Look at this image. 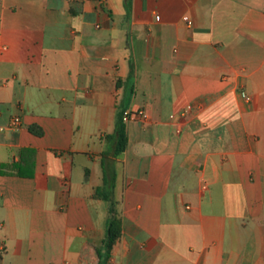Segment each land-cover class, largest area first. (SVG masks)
I'll use <instances>...</instances> for the list:
<instances>
[{
    "label": "crops",
    "instance_id": "crops-1",
    "mask_svg": "<svg viewBox=\"0 0 264 264\" xmlns=\"http://www.w3.org/2000/svg\"><path fill=\"white\" fill-rule=\"evenodd\" d=\"M0 264H264V0H0Z\"/></svg>",
    "mask_w": 264,
    "mask_h": 264
},
{
    "label": "trees",
    "instance_id": "trees-1",
    "mask_svg": "<svg viewBox=\"0 0 264 264\" xmlns=\"http://www.w3.org/2000/svg\"><path fill=\"white\" fill-rule=\"evenodd\" d=\"M111 140L113 142L112 150L110 155L112 157L118 156L121 152L124 151L125 146H126V136H125V131L124 127L121 124V122H118L116 124L114 134L111 137ZM104 166V183L108 184L110 187L113 186L114 180H115V175L113 168L109 165H103ZM112 209L110 210V212ZM120 233V224L118 220L114 217H110L107 222V227H106V250L107 252L110 250L112 244L116 240Z\"/></svg>",
    "mask_w": 264,
    "mask_h": 264
},
{
    "label": "built area",
    "instance_id": "built-area-1",
    "mask_svg": "<svg viewBox=\"0 0 264 264\" xmlns=\"http://www.w3.org/2000/svg\"><path fill=\"white\" fill-rule=\"evenodd\" d=\"M130 115H131V112L124 111L122 113V118H121L122 122H124V123L127 122L129 120V118H130ZM136 116L142 121L145 120V118H146V116H145L143 111L136 112ZM19 127H20V119H19V117L15 116V117L11 118V120L9 121L8 128L12 129V130H16Z\"/></svg>",
    "mask_w": 264,
    "mask_h": 264
}]
</instances>
